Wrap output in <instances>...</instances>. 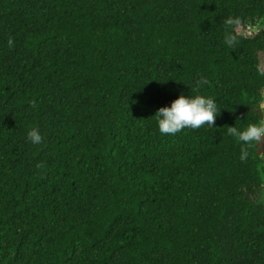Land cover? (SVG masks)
Masks as SVG:
<instances>
[{"label": "trees", "instance_id": "16d2710c", "mask_svg": "<svg viewBox=\"0 0 264 264\" xmlns=\"http://www.w3.org/2000/svg\"><path fill=\"white\" fill-rule=\"evenodd\" d=\"M263 55L264 0H0V264H264V151L227 135ZM202 78L213 127L161 135Z\"/></svg>", "mask_w": 264, "mask_h": 264}, {"label": "clouds", "instance_id": "9594fccd", "mask_svg": "<svg viewBox=\"0 0 264 264\" xmlns=\"http://www.w3.org/2000/svg\"><path fill=\"white\" fill-rule=\"evenodd\" d=\"M241 21L238 18H229L227 23L229 25L239 24ZM252 31L247 28V34ZM251 34V32H250ZM238 42V37L229 32L224 37V43L228 47L234 46ZM12 41H9L11 46ZM264 75V71L261 72ZM209 81L202 78L195 83V94L185 96L181 94L177 99L172 101L170 107L165 106L157 110L154 117L158 130L161 135H175L185 129L197 130L202 126L213 127L216 117L220 110L216 101L199 92V89L207 85ZM257 106L261 108V114H264V102L258 101ZM227 135L236 138L241 144L245 146L254 145L256 148L258 144L264 139V117L258 123H250L242 130L236 127H228ZM28 140L35 145L41 144L43 137L38 129H31L27 133ZM247 156L246 147L242 149L241 159Z\"/></svg>", "mask_w": 264, "mask_h": 264}, {"label": "water", "instance_id": "95a60500", "mask_svg": "<svg viewBox=\"0 0 264 264\" xmlns=\"http://www.w3.org/2000/svg\"><path fill=\"white\" fill-rule=\"evenodd\" d=\"M263 117H264V114L260 113V118H263ZM257 149H258L257 154L261 156L264 151V139H262V141L258 144Z\"/></svg>", "mask_w": 264, "mask_h": 264}, {"label": "rangeland", "instance_id": "374dc122", "mask_svg": "<svg viewBox=\"0 0 264 264\" xmlns=\"http://www.w3.org/2000/svg\"><path fill=\"white\" fill-rule=\"evenodd\" d=\"M250 32L252 33V31H250ZM250 32H249V34H250ZM261 58H262V65H263V68H264V55ZM262 199H263V202H264V198H262Z\"/></svg>", "mask_w": 264, "mask_h": 264}]
</instances>
